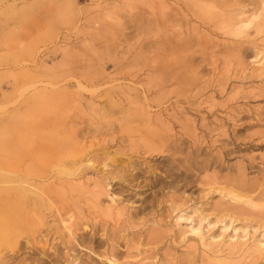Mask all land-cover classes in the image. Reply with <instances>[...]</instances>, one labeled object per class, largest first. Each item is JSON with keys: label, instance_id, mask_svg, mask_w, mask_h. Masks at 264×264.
<instances>
[{"label": "rangeland", "instance_id": "1", "mask_svg": "<svg viewBox=\"0 0 264 264\" xmlns=\"http://www.w3.org/2000/svg\"><path fill=\"white\" fill-rule=\"evenodd\" d=\"M0 207V264H264V0H0Z\"/></svg>", "mask_w": 264, "mask_h": 264}, {"label": "bare ground", "instance_id": "2", "mask_svg": "<svg viewBox=\"0 0 264 264\" xmlns=\"http://www.w3.org/2000/svg\"><path fill=\"white\" fill-rule=\"evenodd\" d=\"M1 210L3 209L2 207H0ZM18 208V207H17ZM0 210V211H1ZM2 213V212H1ZM0 213V214H1ZM4 216V215H3ZM17 219H19V212L17 213L16 210H13V215L10 219H6L4 222H2L3 224H5L7 227H13V224L15 222H17ZM2 223H0V226L2 225ZM220 244V243H219ZM258 249H264V241H261L260 244H258Z\"/></svg>", "mask_w": 264, "mask_h": 264}]
</instances>
